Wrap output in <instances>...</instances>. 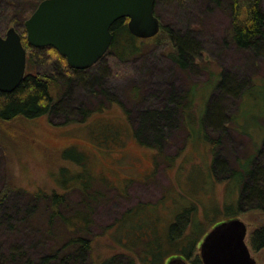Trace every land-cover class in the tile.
I'll return each instance as SVG.
<instances>
[{
    "label": "rangeland",
    "instance_id": "374dc122",
    "mask_svg": "<svg viewBox=\"0 0 264 264\" xmlns=\"http://www.w3.org/2000/svg\"><path fill=\"white\" fill-rule=\"evenodd\" d=\"M256 1L264 13V0H156L159 32L124 58L117 43L87 69L75 71L43 47L35 52L34 72L59 85L54 95L59 106L47 115L0 124L4 264L34 263L45 249L35 233L8 230L12 223L21 226L27 210H36L30 213L35 220L51 211L31 201L39 190L65 195L53 226L77 219V211L88 215L87 229L76 235L89 239L91 256L117 253L143 264L140 247L157 245L165 264L182 256L183 248L187 252L188 242L198 254L213 225L238 217L247 225L256 264H264V246L251 244L252 233L264 227V209L237 207L240 191L227 170L256 152L253 166L262 169L264 183V97L241 95L251 81L264 80V47L242 49L231 37L232 24L245 22ZM16 2L20 9L7 12L0 0V34L13 26L25 39L24 24L13 19L21 12L29 16L31 3L11 4ZM176 36L192 43L183 69L171 59ZM222 75L234 82L232 88L240 83V90L220 87ZM209 105L215 116L203 122ZM183 106L184 114L189 110L184 117ZM164 115L169 122L163 131L156 121ZM216 157L226 169L213 167ZM178 218L182 235L172 227ZM16 245L24 246L25 254L11 259L8 252Z\"/></svg>",
    "mask_w": 264,
    "mask_h": 264
},
{
    "label": "trees",
    "instance_id": "16d2710c",
    "mask_svg": "<svg viewBox=\"0 0 264 264\" xmlns=\"http://www.w3.org/2000/svg\"><path fill=\"white\" fill-rule=\"evenodd\" d=\"M1 1H5L3 11L8 12L10 8L13 11L15 7L20 9L19 6H16L17 2L11 4L12 0ZM23 1L24 0H22V3ZM29 1L31 3L29 6V12L31 13L41 0ZM155 4L156 0L154 3V12ZM26 17H28V15L25 16L21 12L17 14L15 19H13L14 23L17 25H23ZM126 22V18H121L113 23L111 26L113 38L110 47L107 50L111 51L116 46V44L120 42L123 48H121L122 50L119 54L121 58H124L129 54L137 53L139 50L138 42L141 43V41H144L142 39L136 38L128 31ZM231 37L237 47L242 49L252 48L257 50L258 48L260 49L264 47V43H262L264 41V13L262 10H260L258 1H256V3H254V5L249 8V16L245 22H236L232 24ZM25 39L22 38V44L27 52L26 72L22 81L13 91L0 92V124L3 122L12 121L17 117L35 118L37 116L47 115L50 111L56 109V107L59 106L56 105L57 103L54 101V95L56 91L58 92L59 85H57L54 79L48 78L45 75L39 73L37 69L36 72H34L35 64L37 63L34 56L35 52H39L40 48L28 45ZM191 44L192 43H189L186 37L176 36L175 38L176 51L171 55V59L182 69L186 67V64L191 58ZM43 49L49 51L51 55H57L60 59L65 60V57L58 54L55 48L43 47ZM73 70L77 71V69ZM233 83L234 82L227 76L224 77L222 75L220 77V87L232 89L238 92L242 85L240 83H235V87L232 88ZM241 95L262 99L264 97V80L261 82L251 81V85L247 89L241 90ZM186 106L187 104L185 107ZM189 106L191 107V104ZM185 107H182V112L184 111ZM188 112L189 110H187L186 114L183 112L182 116H187ZM164 113L165 110L158 113V115H163ZM214 113L213 106L209 105L206 107V116L204 115L205 117L202 118V121L204 122V119L207 116L212 119L211 115L215 116ZM172 114L173 113L171 112L169 115L170 119ZM231 118L233 121L235 120V118ZM215 119L217 120L219 118L216 117ZM219 121L220 119L218 122ZM168 122L169 120L167 119V116H158L156 126L159 128V130H163L164 124L166 125ZM0 144H3V141H0ZM255 154H253V156H246L245 159L238 163L237 167L231 166L228 167L229 169L227 168L229 171L228 178L235 181L240 191L237 201V207L239 209L244 206L250 209H264V183H261L260 181L262 178V174L260 175L262 169H260L258 165L253 166ZM213 165V167L217 169L225 168V165L222 162H219L217 157L214 158ZM12 188L17 189L18 187ZM24 191L26 192V190ZM31 198V201L34 202L37 200V202H40L44 206L51 208V211L47 213L44 219L35 220L32 217L33 214L32 216L30 214L31 212H36V210L32 208L26 211L28 214L23 217L22 222L20 221L21 226H17L15 223H12L8 227V230L12 233H18L19 227H22L24 230L35 233L36 236H40L42 239L40 241L45 249L43 250L40 257L34 263V260H32V262L31 260H25V264H69L72 262L77 264H135V258H129V256L126 258L124 255L123 258L122 255H118L117 253L112 254L111 256L109 255L108 257H102L98 255L91 256V245L89 239L82 235H76L78 231H84L88 227L89 222L88 215L86 213H78L77 211V214L74 215L75 217H78L77 219H72L70 223L61 226V228L57 227V225L53 226L55 224L54 219L60 216V213L57 211V205H64V194H59L57 192L49 193L39 190L33 192V194H31ZM226 210L227 212L231 211L230 207ZM81 219L84 220L83 224L80 223ZM182 220L183 219L178 218L177 221L172 225L173 230L181 229V233L179 235H182L183 233ZM186 235L190 236V233L185 234V236ZM141 242H143V240ZM251 244L254 249H259L264 246V227L256 229L252 233ZM143 245H146L145 241L143 242ZM136 247L138 248V244L134 245L132 248L135 249ZM195 247L196 245L193 242H188L187 246L185 245L187 252L183 253V248L182 257H184L189 264H202L199 255L193 254V249ZM24 252V246L16 245L9 250L8 254L9 257L13 259L16 255L23 257L25 254ZM139 252L141 253L143 264H161L164 260L163 256L165 254L162 255L160 253L159 247L157 245L154 248L147 247V250L140 247ZM2 261L1 253L0 264H4Z\"/></svg>",
    "mask_w": 264,
    "mask_h": 264
},
{
    "label": "water",
    "instance_id": "95a60500",
    "mask_svg": "<svg viewBox=\"0 0 264 264\" xmlns=\"http://www.w3.org/2000/svg\"><path fill=\"white\" fill-rule=\"evenodd\" d=\"M155 0H41L24 21L28 45L53 47L72 69L94 65L112 42L111 26L126 18L135 37L147 39L160 30ZM27 52L15 27L0 34V92H11L24 78ZM247 225L238 217L214 225L199 244L202 264H256L246 241ZM165 264H189L181 256Z\"/></svg>",
    "mask_w": 264,
    "mask_h": 264
},
{
    "label": "flooded vegetation",
    "instance_id": "af4514ba",
    "mask_svg": "<svg viewBox=\"0 0 264 264\" xmlns=\"http://www.w3.org/2000/svg\"><path fill=\"white\" fill-rule=\"evenodd\" d=\"M36 7H37V6H36ZM34 10H35V9H34ZM34 10H33V11H34ZM33 11H32V12H33ZM27 18H28V17H27ZM25 20H26V19H25ZM2 36H4V35H2Z\"/></svg>",
    "mask_w": 264,
    "mask_h": 264
}]
</instances>
